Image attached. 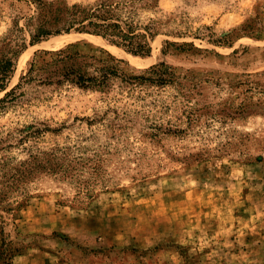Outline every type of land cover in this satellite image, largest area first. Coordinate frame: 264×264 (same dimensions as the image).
<instances>
[{"label":"rangeland","instance_id":"obj_1","mask_svg":"<svg viewBox=\"0 0 264 264\" xmlns=\"http://www.w3.org/2000/svg\"><path fill=\"white\" fill-rule=\"evenodd\" d=\"M34 10L0 0V36ZM141 17L184 33L158 35L147 56L78 31L21 54L0 98L43 50L70 44L132 74L165 62L188 79L110 92L32 83L0 110V162L55 151L67 168L38 171L22 199L11 192L24 203L0 220L20 249L1 254L0 236V264H264V0H159Z\"/></svg>","mask_w":264,"mask_h":264},{"label":"trees","instance_id":"obj_2","mask_svg":"<svg viewBox=\"0 0 264 264\" xmlns=\"http://www.w3.org/2000/svg\"><path fill=\"white\" fill-rule=\"evenodd\" d=\"M35 10L25 18L14 19L12 26L0 36V91L7 90L17 68L21 54L29 44L36 43L51 35L85 32L103 37L113 45L119 46L133 54L147 56L153 51V42L160 34L182 36L184 32H172L167 24L170 19L163 17H141L142 10H155L159 0H96L94 3H69L67 0H29ZM29 34L28 40L26 34ZM167 47L185 51L197 48L193 42L182 43L166 39ZM189 47V48H188ZM123 62L110 52L99 55L83 52L74 44L57 50H43L40 58H34L27 72L20 81L0 98V110L10 104L22 102L26 95V86L32 83L72 84L83 89L110 92L119 86L122 91L134 84L184 85L185 75L178 73L165 62L155 64L142 74H132L120 65ZM122 125V123H121ZM34 125H29L32 127ZM0 138V152L8 148ZM55 151L29 152L28 156L11 163L7 157L0 162V209L10 212L18 209L24 201L11 200V192L24 195L25 184L37 175L40 170L65 171L57 164L66 165L58 160ZM24 195V196H23ZM17 197V196H16ZM5 220H0L2 253L10 258L19 251L12 247V240L6 238ZM5 246V247H4Z\"/></svg>","mask_w":264,"mask_h":264}]
</instances>
